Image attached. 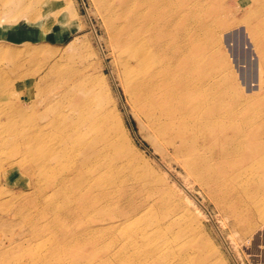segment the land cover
<instances>
[{"label":"bare ground","instance_id":"6f19581e","mask_svg":"<svg viewBox=\"0 0 264 264\" xmlns=\"http://www.w3.org/2000/svg\"><path fill=\"white\" fill-rule=\"evenodd\" d=\"M95 1L116 44L125 89L149 130L151 150L139 142L152 155L170 154L220 208L237 218L264 220V168H257L264 165V1L233 0L234 11L223 0H215L216 6L212 0ZM240 7H246L241 18L256 53L252 90L241 87L222 45L226 16ZM2 11L27 20L38 16L26 0H4ZM28 54L37 59L33 50ZM4 57L17 58L0 51V61ZM48 58L40 80L58 64ZM45 83L42 110L31 123L22 121L16 146L30 154L29 169L37 177L57 176L50 189L61 199L43 198L45 209L66 225L57 238L93 241L83 258L98 256L90 264H109L114 254L97 244L111 239L101 232L132 223L145 207L132 203L127 189L136 161L125 125L85 67ZM6 89L7 81L0 79V97ZM4 145L9 142L1 137L0 149ZM136 237L130 233L129 242ZM200 245L188 241L183 249L166 240L146 241L140 252H129V264H213Z\"/></svg>","mask_w":264,"mask_h":264},{"label":"rangeland","instance_id":"374dc122","mask_svg":"<svg viewBox=\"0 0 264 264\" xmlns=\"http://www.w3.org/2000/svg\"><path fill=\"white\" fill-rule=\"evenodd\" d=\"M26 1L38 15L33 20L5 14L4 0H0V51H13L17 57H4L0 61V79L7 81L6 94L0 97L4 107L0 112V138L9 142V146L0 149V264H90L100 258H83L91 253L93 241L68 242L57 238L60 226L66 225L45 209L43 200L61 199L53 196L50 189L53 185L49 182L57 176L52 173L37 177L29 169L30 154L16 146L22 137L19 130L22 121L31 123L42 110L45 82L78 67H85L94 77L96 88L104 93L107 105L125 125L136 161L132 177L126 179L127 189L132 203L145 205L132 223L115 225L110 233L101 232L102 237L109 235L111 239L96 242L102 248L109 247L114 254L108 263L129 264L130 251L140 252L146 241L166 240L183 249L188 241L199 245L203 241L201 250L213 264H264V220L237 218L229 213V208H220L170 154L152 155L139 142L140 139L150 148V133L125 89L117 47L96 1ZM216 4L212 0V5ZM223 4L234 11L233 0H223ZM245 8H238L235 16H226L228 26L220 31L238 82L252 90L257 85L256 53L246 22L241 18ZM31 50L37 56L34 61L28 57ZM45 52L58 64L40 80L41 66L49 59L43 56ZM14 107H21V113L13 112ZM133 174L138 178H133ZM43 187L46 189L41 192ZM58 219L60 224H55ZM159 232L164 238L153 237ZM130 233L137 234L133 243L129 242Z\"/></svg>","mask_w":264,"mask_h":264}]
</instances>
